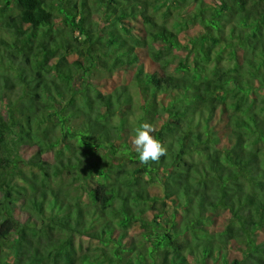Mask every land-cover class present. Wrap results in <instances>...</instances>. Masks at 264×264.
<instances>
[{
  "label": "trees",
  "instance_id": "16d2710c",
  "mask_svg": "<svg viewBox=\"0 0 264 264\" xmlns=\"http://www.w3.org/2000/svg\"><path fill=\"white\" fill-rule=\"evenodd\" d=\"M0 101V264H264V0H0Z\"/></svg>",
  "mask_w": 264,
  "mask_h": 264
},
{
  "label": "clouds",
  "instance_id": "9594fccd",
  "mask_svg": "<svg viewBox=\"0 0 264 264\" xmlns=\"http://www.w3.org/2000/svg\"><path fill=\"white\" fill-rule=\"evenodd\" d=\"M153 131V126L148 122L135 129L132 144L141 164L158 161L166 153L165 146L153 135Z\"/></svg>",
  "mask_w": 264,
  "mask_h": 264
},
{
  "label": "rangeland",
  "instance_id": "374dc122",
  "mask_svg": "<svg viewBox=\"0 0 264 264\" xmlns=\"http://www.w3.org/2000/svg\"><path fill=\"white\" fill-rule=\"evenodd\" d=\"M75 34L79 35V31H75ZM0 105H1V101H0ZM1 112L2 111H1V107H0V113ZM4 149H5V146H4V144L1 143L0 144V152L3 153ZM19 152L25 158V160L33 159L34 154H35L34 153V149L29 147V146H21L20 149H19ZM142 187H143L142 189H144L143 192H144L145 195H147L148 192L150 193V191H153V190H155L157 192L158 191L160 192V189L158 187H155V186L153 187L147 182V178H146V181H144Z\"/></svg>",
  "mask_w": 264,
  "mask_h": 264
}]
</instances>
